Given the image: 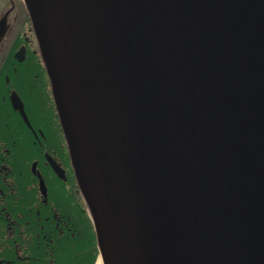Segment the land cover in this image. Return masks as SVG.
Segmentation results:
<instances>
[{"label": "water", "instance_id": "1", "mask_svg": "<svg viewBox=\"0 0 264 264\" xmlns=\"http://www.w3.org/2000/svg\"><path fill=\"white\" fill-rule=\"evenodd\" d=\"M24 2L98 258L264 264V0Z\"/></svg>", "mask_w": 264, "mask_h": 264}, {"label": "trees", "instance_id": "2", "mask_svg": "<svg viewBox=\"0 0 264 264\" xmlns=\"http://www.w3.org/2000/svg\"><path fill=\"white\" fill-rule=\"evenodd\" d=\"M40 54L36 66L46 78ZM56 110L55 141L49 131L35 143L26 124L24 138L4 142L9 150L7 164L12 165V180L0 178V264H95L99 249L92 219L76 181L68 145ZM15 129L16 124H12ZM49 151L67 168L65 182L44 163ZM39 160L49 192L42 195L31 164ZM22 173V176L19 174ZM2 190V191H1Z\"/></svg>", "mask_w": 264, "mask_h": 264}, {"label": "flooded vegetation", "instance_id": "3", "mask_svg": "<svg viewBox=\"0 0 264 264\" xmlns=\"http://www.w3.org/2000/svg\"><path fill=\"white\" fill-rule=\"evenodd\" d=\"M3 17L7 20V26L0 39V144L9 138H20L21 141L25 135L29 136L22 128L24 124L35 137V143L46 137L43 128L40 127L41 124L44 125L49 131L51 142L54 144L56 105L47 72H45V78L36 66V57L39 54L38 43L24 0H0V21ZM27 28H29L30 36ZM22 49H24V53H21ZM14 92L23 101L31 126L27 123L21 110L15 108L12 98ZM12 124H16L15 129ZM3 146L4 148L0 147V178H5L6 184H9L11 180L14 184V178L11 176L14 167L7 164L9 150L6 147V142ZM48 155L56 159L63 167V163L53 153L45 151L44 163L50 167L48 173L51 174L52 172L64 180L52 167ZM34 163H37L35 170L32 168ZM63 168L68 176L67 168ZM31 171L38 178L39 191L42 195H47L49 187L42 168L39 166V160L32 162ZM19 175L22 176V173ZM41 179L46 185V194L41 189Z\"/></svg>", "mask_w": 264, "mask_h": 264}, {"label": "bare ground", "instance_id": "4", "mask_svg": "<svg viewBox=\"0 0 264 264\" xmlns=\"http://www.w3.org/2000/svg\"><path fill=\"white\" fill-rule=\"evenodd\" d=\"M69 149V148H68ZM70 153V152H69ZM67 176V175H66ZM65 176V177H66ZM76 176V175H75ZM76 181H77V178H76ZM77 183H78V181H77ZM79 186V185H78ZM81 192V191H80ZM95 264H104V262H103V259L101 258V257H99L98 259H97V261H96V263Z\"/></svg>", "mask_w": 264, "mask_h": 264}, {"label": "rangeland", "instance_id": "5", "mask_svg": "<svg viewBox=\"0 0 264 264\" xmlns=\"http://www.w3.org/2000/svg\"><path fill=\"white\" fill-rule=\"evenodd\" d=\"M28 30H29V28H27V31H28ZM29 32H30V31H28V35L30 36Z\"/></svg>", "mask_w": 264, "mask_h": 264}]
</instances>
